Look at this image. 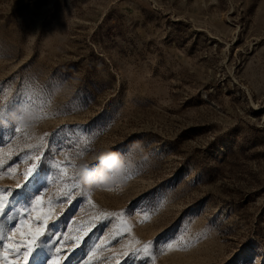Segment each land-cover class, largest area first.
I'll use <instances>...</instances> for the list:
<instances>
[{
	"label": "rangeland",
	"instance_id": "obj_1",
	"mask_svg": "<svg viewBox=\"0 0 264 264\" xmlns=\"http://www.w3.org/2000/svg\"><path fill=\"white\" fill-rule=\"evenodd\" d=\"M4 190L27 264H264V0H0Z\"/></svg>",
	"mask_w": 264,
	"mask_h": 264
},
{
	"label": "snow or ice",
	"instance_id": "obj_2",
	"mask_svg": "<svg viewBox=\"0 0 264 264\" xmlns=\"http://www.w3.org/2000/svg\"><path fill=\"white\" fill-rule=\"evenodd\" d=\"M20 103L22 106H25V107L30 105L31 104V97L26 95L25 98ZM5 107L7 108V105ZM20 118L23 119V116L21 115ZM20 130L21 129L19 127H15V129H14L15 132H19ZM37 173H38V168L36 165H33L32 167H30L24 174L25 184H23V185L17 184L16 188L21 189V190L26 188V186L29 184V182L35 179ZM89 179H91V177H89ZM13 194L14 193L11 192L10 190L0 191V215L6 214L7 205L5 203V199H6V197H10ZM39 201H40V196L36 195L35 196V202H39ZM42 215H44L42 211L38 212L37 213V219H39ZM17 233H19V235L21 237L26 239V251L24 252L25 264H27V261L29 260V258L38 249L44 248L51 241V237H48L47 240L43 239V237L45 236V232L40 226L32 228L31 225H29V228L26 232L20 231V229L18 227L13 228L9 231V235L7 236L6 239L3 236H0V240H4V243H3L4 251H0V258L3 259L4 264H20L19 261H12V260H9L7 258L8 253L11 250H16L17 252L20 250L18 243L14 241V237L16 236ZM51 247L56 248V251L60 252V248L56 247L55 244H52ZM167 247L172 248L173 245L171 243H168ZM144 252H145V254H148L147 245L144 248ZM48 264H59V261L58 260L53 261L50 259Z\"/></svg>",
	"mask_w": 264,
	"mask_h": 264
},
{
	"label": "bare ground",
	"instance_id": "obj_3",
	"mask_svg": "<svg viewBox=\"0 0 264 264\" xmlns=\"http://www.w3.org/2000/svg\"><path fill=\"white\" fill-rule=\"evenodd\" d=\"M251 98V97H250Z\"/></svg>",
	"mask_w": 264,
	"mask_h": 264
}]
</instances>
